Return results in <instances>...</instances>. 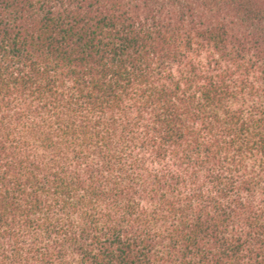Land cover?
<instances>
[{
	"label": "trees",
	"instance_id": "1",
	"mask_svg": "<svg viewBox=\"0 0 264 264\" xmlns=\"http://www.w3.org/2000/svg\"><path fill=\"white\" fill-rule=\"evenodd\" d=\"M0 264H264V0H0Z\"/></svg>",
	"mask_w": 264,
	"mask_h": 264
}]
</instances>
